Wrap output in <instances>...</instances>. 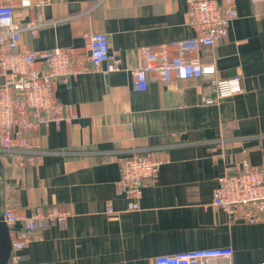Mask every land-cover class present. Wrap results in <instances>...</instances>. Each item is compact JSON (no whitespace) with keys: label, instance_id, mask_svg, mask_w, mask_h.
<instances>
[{"label":"crops","instance_id":"obj_1","mask_svg":"<svg viewBox=\"0 0 264 264\" xmlns=\"http://www.w3.org/2000/svg\"><path fill=\"white\" fill-rule=\"evenodd\" d=\"M14 1L17 21H44L35 36L22 31L25 47L86 52L85 33L104 31L122 64L117 71L58 79L56 96L79 115L70 124L36 127L31 136L45 149L65 152L20 167L0 151V214L8 203L24 215L38 206L71 211L63 225L50 223L34 236L24 261L154 264L158 254L216 246H231L234 264L264 261V220H232L213 204L217 179L228 166L244 157L264 161V0H236L229 34L197 52L215 62L217 77L243 80L241 92L214 104L202 102L213 95L206 76L164 80L150 72L146 89L134 83L141 46L194 35L186 0H48L31 8ZM149 145L162 147V163L143 187L140 208L128 209L116 187L120 167L113 152ZM108 202L115 208L110 214Z\"/></svg>","mask_w":264,"mask_h":264},{"label":"built area","instance_id":"obj_2","mask_svg":"<svg viewBox=\"0 0 264 264\" xmlns=\"http://www.w3.org/2000/svg\"><path fill=\"white\" fill-rule=\"evenodd\" d=\"M48 0H20L24 7L41 6ZM186 22L194 29L193 36L156 45H143L142 63L133 70L137 88H147L149 73L156 72L164 80L173 78H209L213 95H203L202 102L214 104L238 94L243 89L240 75L217 77L215 62L203 61L197 52L229 34V27L238 16L236 0H186ZM14 0H0V151L6 152L20 167L38 166L48 150L32 140V129L51 122L70 124L78 113L74 106L56 96L59 78L88 71L112 72L122 68L121 59L110 48L109 35L104 31L85 33L86 52L75 46H58L33 50L22 43V31L37 35L44 21L29 18L21 23L15 19ZM193 54V55H191ZM92 65V66H90ZM161 146L149 145L117 150L120 176L117 190L124 193L128 209H139L144 185L159 171ZM79 153H91L81 150ZM101 156L105 150L95 152ZM111 153V152H110ZM213 204L232 220L259 222L264 220V161L253 163L250 158L228 166L217 179ZM111 202L106 212L113 213ZM2 214L10 228L12 251L9 264H27L24 249L36 234L50 223L63 225L71 211L57 205L38 206L30 215L19 213L6 204ZM22 220L23 225H18ZM231 246L183 249L158 254L154 264H234ZM256 264H264L261 261Z\"/></svg>","mask_w":264,"mask_h":264},{"label":"water","instance_id":"obj_3","mask_svg":"<svg viewBox=\"0 0 264 264\" xmlns=\"http://www.w3.org/2000/svg\"><path fill=\"white\" fill-rule=\"evenodd\" d=\"M12 251L11 233L5 221L4 214H0V264H9Z\"/></svg>","mask_w":264,"mask_h":264}]
</instances>
